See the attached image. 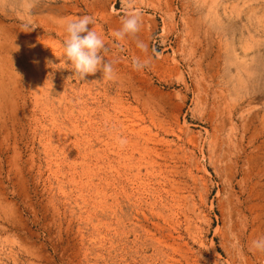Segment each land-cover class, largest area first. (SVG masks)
<instances>
[{
    "label": "rangeland",
    "instance_id": "374dc122",
    "mask_svg": "<svg viewBox=\"0 0 264 264\" xmlns=\"http://www.w3.org/2000/svg\"><path fill=\"white\" fill-rule=\"evenodd\" d=\"M82 15L110 79L61 55ZM263 185L264 0H0V264H264Z\"/></svg>",
    "mask_w": 264,
    "mask_h": 264
},
{
    "label": "clouds",
    "instance_id": "9594fccd",
    "mask_svg": "<svg viewBox=\"0 0 264 264\" xmlns=\"http://www.w3.org/2000/svg\"><path fill=\"white\" fill-rule=\"evenodd\" d=\"M131 7V6H129ZM92 23V17L89 15L77 16L75 19L67 20L64 24L65 38L62 41L61 55L66 63H70L72 70L83 80L86 75H91L97 71L105 79H110L113 75L112 63L108 62L101 51L105 48V41L92 30L89 25ZM140 28L139 9L125 12L121 19L119 29L113 31L112 35L117 40L125 36H133ZM136 47L144 51L147 45L136 41ZM148 63L147 59L139 57L132 58V67L141 69ZM250 251L264 252V235L259 236L249 243Z\"/></svg>",
    "mask_w": 264,
    "mask_h": 264
},
{
    "label": "bare ground",
    "instance_id": "6f19581e",
    "mask_svg": "<svg viewBox=\"0 0 264 264\" xmlns=\"http://www.w3.org/2000/svg\"><path fill=\"white\" fill-rule=\"evenodd\" d=\"M74 10V9H73ZM76 10V9H75ZM12 44V43H11ZM14 48V47H13ZM16 48V47H15ZM16 59V58H15ZM29 62V61H28ZM33 63V62H32ZM31 63V64H32ZM30 64V65H31ZM32 73V72H31ZM2 76V75H1ZM10 157V156H9ZM14 161V160H13ZM263 168V167H262ZM263 181V180H262ZM255 184V183H254ZM257 186V185H256ZM261 186V185H260ZM264 186V185H263ZM258 189H259V187H258ZM257 189V191H259ZM252 190V189H251ZM262 190H263V188H262ZM255 191H256V189H255ZM248 193H250V192H248ZM255 193V192H254ZM258 193V192H257ZM264 193V192H263ZM262 193V194H263ZM256 194V193H255ZM254 194V195H255ZM253 195V194H252ZM259 195V194H258ZM262 196V195H261ZM256 198V197H255ZM260 198V197H259ZM251 199V198H250ZM263 199V198H262ZM254 200V199H253ZM251 202V201H250ZM260 203H261V201H260ZM259 204V203H258ZM257 204V205H258ZM247 205V204H246ZM253 205H254V203H253ZM260 205V204H259ZM264 205V204H263ZM249 207V214H248V217L246 218V226H247V228L248 229H246V231L248 230V238H250V239H254V238H257V237H259V236H262V235H264V226H263V224H262V222L260 221V219H259V214L258 213H256V212H254L253 211V207L251 208V206H248ZM8 208V207H7ZM261 212V211H260ZM262 214V213H261ZM260 214V215H261ZM261 218V217H260ZM245 228V227H244ZM247 235H246V237H247ZM248 240V239H247Z\"/></svg>",
    "mask_w": 264,
    "mask_h": 264
}]
</instances>
